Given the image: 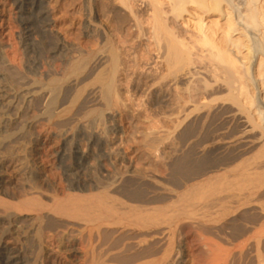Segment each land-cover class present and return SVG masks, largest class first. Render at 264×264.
Segmentation results:
<instances>
[{
  "label": "rangeland",
  "instance_id": "374dc122",
  "mask_svg": "<svg viewBox=\"0 0 264 264\" xmlns=\"http://www.w3.org/2000/svg\"><path fill=\"white\" fill-rule=\"evenodd\" d=\"M148 2L0 0V264H245L236 217L197 222L193 193L241 126L223 112L251 121Z\"/></svg>",
  "mask_w": 264,
  "mask_h": 264
},
{
  "label": "bare ground",
  "instance_id": "6f19581e",
  "mask_svg": "<svg viewBox=\"0 0 264 264\" xmlns=\"http://www.w3.org/2000/svg\"><path fill=\"white\" fill-rule=\"evenodd\" d=\"M148 1L153 16L171 14L193 30L192 41L182 42L180 47L189 54L197 51L202 59H206L211 69L209 73L212 72L216 80L222 79L228 83L230 92L235 94L236 104L249 116L250 123L238 118L242 116L237 115L240 112H223V119L228 124L235 121L241 126L236 131L225 132L227 137L220 148L216 147L217 140H212L211 175L207 185H204L207 191L203 195L205 192L202 194V188H195L193 209L197 222L199 219L217 224L230 216L236 217L234 222L239 225L238 230L241 229L244 236H249L245 244L239 246L244 253L245 264H264V103L263 97L256 93L264 87V0ZM166 6L169 10L164 12ZM35 17L38 25L44 21L42 13ZM110 83H106L109 89L112 87ZM55 101L52 98L50 106ZM259 129L262 132L254 135ZM218 157L221 160H217ZM28 204L42 208L34 200ZM98 211L100 217L105 218L114 214L115 209L106 202H100ZM56 212L61 216L75 217L71 212L65 213V208L60 206ZM230 256L232 253L227 252L229 260ZM7 264H20V260L16 256L9 257Z\"/></svg>",
  "mask_w": 264,
  "mask_h": 264
}]
</instances>
